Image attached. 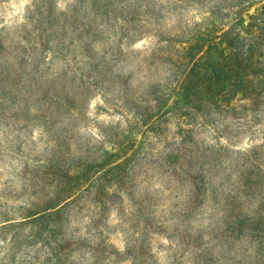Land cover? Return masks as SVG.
I'll return each instance as SVG.
<instances>
[{"label":"rangeland","instance_id":"rangeland-1","mask_svg":"<svg viewBox=\"0 0 264 264\" xmlns=\"http://www.w3.org/2000/svg\"><path fill=\"white\" fill-rule=\"evenodd\" d=\"M262 3L0 0V264H264V107L176 95Z\"/></svg>","mask_w":264,"mask_h":264},{"label":"trees","instance_id":"trees-1","mask_svg":"<svg viewBox=\"0 0 264 264\" xmlns=\"http://www.w3.org/2000/svg\"><path fill=\"white\" fill-rule=\"evenodd\" d=\"M250 8L231 27L207 35L198 58L190 57L176 83L181 105L233 107V101H245L251 111L264 107V3ZM73 201L70 195L51 202L47 214L34 219L57 217Z\"/></svg>","mask_w":264,"mask_h":264}]
</instances>
